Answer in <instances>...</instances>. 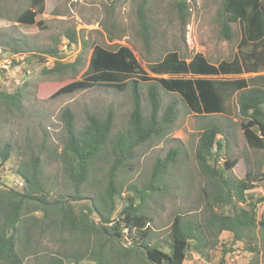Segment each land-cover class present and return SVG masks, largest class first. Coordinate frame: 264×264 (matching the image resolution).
Wrapping results in <instances>:
<instances>
[{
  "label": "rangeland",
  "instance_id": "374dc122",
  "mask_svg": "<svg viewBox=\"0 0 264 264\" xmlns=\"http://www.w3.org/2000/svg\"><path fill=\"white\" fill-rule=\"evenodd\" d=\"M181 1L185 3L183 13H179L176 0H43L42 13L36 17L41 26L37 27L23 26L15 22V18L30 7V0H0V90L6 93L20 90L19 108L0 107V146L10 143L13 148L9 160L0 166V191L12 189L23 192L25 184L15 174L16 168L33 156L38 158L41 167L46 207L47 202H68L77 211L85 206L90 207L92 199L96 202V195L105 184L106 170L110 165L105 162L97 164L98 169L90 174L91 178H87L81 188L80 196L83 200L72 201V196L75 195L74 186L66 178L58 158L66 141L61 115L64 109H69L74 115L75 129L82 130L87 124V115L94 114L104 119L111 113L110 136L113 137L124 132L129 125L132 109L129 85L118 91L95 84L83 91L52 97L61 86L83 78L82 73L87 67L93 46L108 50L126 46L134 55L139 68L149 78H156L150 73L149 66L171 52L178 54L185 62L196 54L203 56L212 65L238 61L239 67L244 70L252 66L254 70L257 68V71H262L259 74L263 77L256 84L264 86V64L258 63V56H254V59L247 57L253 50L250 44L240 46L242 25H230V40H226L221 33L223 0ZM140 6L150 29L151 38L148 43L144 42L140 33ZM72 31L76 34L77 43H74L75 47L66 50L64 44L68 39L64 35ZM83 46L84 50H81ZM54 47L58 49L64 62L80 51V66L75 70H61L55 74L43 73V64L29 54H39L42 49ZM15 49L21 55L17 58L18 64L13 66L10 59H4L11 57L13 60L12 50ZM144 73L139 72L129 78L139 79ZM251 76L253 73L243 71L237 75H219L214 80H248ZM127 80L121 82L129 83ZM148 84L139 83L145 117L150 113ZM248 84L254 85L253 82ZM159 98L158 120H161L168 105L175 107V120L164 125L162 135L138 146L128 160L127 168L121 169L116 177L117 182L125 186L141 188L148 182L155 161L169 158L173 154L174 161L169 163L166 175L159 183L163 192L144 203L143 210L152 219V241L168 236L175 215H183L187 221L202 222L208 214L206 204L212 201L214 183L199 172L194 156L199 134L208 125L218 126L224 135V140L220 135L216 137L224 144L217 157L216 166L223 170L224 158L237 162L231 170L223 171V178L234 183L250 174L254 180L253 187L246 193L252 196L253 201L264 196V150L253 149L247 145L239 126L242 119L238 113L236 95L224 99V114L205 116L189 111L185 101L175 93L159 89ZM258 180L262 182L259 183ZM125 194L123 191L115 198V214L124 205ZM40 203V200L32 199L20 204L19 217L27 219L17 237L15 248L22 259L21 264H48L49 259L54 257H62L65 263L70 264L79 256L80 264H94L85 257L86 248H93L94 244L85 238L72 239L66 232L52 228L47 222V215L44 216V211L36 207ZM234 204L236 208H247L245 202ZM220 205L214 210L224 214L232 213L233 209L229 204ZM263 212L264 203L257 204V220ZM6 213L5 209L0 208V231ZM92 217L96 220L95 215ZM228 238L227 233L220 235L222 242H227ZM253 247L256 251L250 250ZM231 250L232 253L226 257V264H262L264 230L256 227L245 240L231 245ZM193 258L183 264H209L198 260L196 256ZM0 264L6 263L2 260Z\"/></svg>",
  "mask_w": 264,
  "mask_h": 264
},
{
  "label": "trees",
  "instance_id": "16d2710c",
  "mask_svg": "<svg viewBox=\"0 0 264 264\" xmlns=\"http://www.w3.org/2000/svg\"><path fill=\"white\" fill-rule=\"evenodd\" d=\"M42 4L43 0H30V7L24 9L15 18V22L23 26H41V23L36 21V17L42 13ZM176 5L179 13H183L185 3L176 0ZM141 11L142 6L139 8L138 18L140 33L144 42L148 43L151 38L150 29ZM221 15V33L225 39L230 40L232 37L231 24H241L240 46L250 44L255 51L252 50L247 57L251 56L254 59V56H258L260 58L258 63L264 64V0H223ZM64 37L68 39V47L77 43L74 31L67 32ZM83 44L85 45L84 42ZM257 48L261 49V55H257L259 52ZM80 49L84 50V46ZM12 51L14 55H21L17 49ZM80 53L79 51V54L65 62L61 61L63 57L56 47L42 49L39 54H29V56L36 58L41 64L46 57L54 58L53 66H42V72L55 74L61 70L77 69L81 64ZM27 58L28 56L24 60L26 61ZM11 64L16 66L18 61L13 59ZM255 70L252 66L245 70L240 68L238 61L212 65L200 54L194 55L185 62L178 54L171 52L149 66L150 73L156 76L149 78L139 68L134 55L126 46H118L113 50L93 46L87 67L82 73L83 78L61 86L52 97L83 91L95 84L118 91L129 85L132 97L129 125L124 132L117 133L113 137L110 136L111 113H108L104 119L94 114L87 115V124L82 130L75 129L74 115L69 109H64L61 115L66 141L58 158L66 178L74 186L75 195L72 196V201L83 200L80 196L81 188L87 178H91L90 174L98 169L96 165L104 162L110 165L106 170L105 184L97 193L96 202L92 199L90 207L85 206L75 211L68 202L65 204L59 201H54L52 204L47 202L46 207V192L41 183L42 172L38 158L30 156L28 162H21L15 174L25 184L23 192H15L12 189L6 192L0 191V208L7 211L0 231V262L3 260L6 264H21L22 259L17 255L15 248L17 237L27 219L19 217L20 204L34 199L40 200L41 203L36 207L44 211V216L47 215V222L52 228L66 232L72 239L85 238L94 244L93 248L85 250L86 260L91 263L183 264L196 256L198 260L209 264L212 262L226 264V257L232 253L231 245L245 240L256 227L264 230V212L261 213L260 219L256 218L257 204L264 203V196L253 201L252 196L246 193L253 187L254 180L250 174L234 183L223 178V171L231 170L237 162L224 158L223 170L216 166L217 157L224 148L221 140L216 138L218 135L221 139L224 138L218 126L208 125L200 132L194 154L199 172L214 183L212 201L206 204L208 214L202 222L187 221L183 215H175L168 236L161 240L151 239L152 219L145 214L144 203L152 196L163 192L159 183L164 179L169 163L174 161L173 154L169 158L155 161L148 182L141 188L125 186L117 182L116 177L121 169L127 168L128 160L138 146L162 135L164 125L175 120L174 105H168L161 115V120H158L159 89L177 94L183 102L185 101L189 111L203 116L224 114V99L236 95V105L242 119L239 126L247 145L253 149L264 150V87L256 84L263 76L248 80L243 78L214 80L219 75H237L243 71L258 72L257 68ZM139 72L144 73L141 78H129ZM165 75L168 78H162ZM176 76H189V78ZM126 79L129 83L121 82ZM140 82L149 83L148 117L143 115ZM249 82H253L254 85H249ZM1 106L8 109L19 108L20 90L16 89L13 93L0 90ZM12 150L10 143L0 146V166L9 160ZM255 178L257 179V176ZM123 191L126 193L124 205L115 214V198ZM237 202H245L247 208H236L234 203ZM219 204L220 207L229 204L233 209L232 213L224 214L214 210ZM223 232L228 234L227 242H222L220 239ZM250 250L256 251L255 247ZM79 258H75L70 264H80ZM64 261L62 257H54L49 259L48 264H68Z\"/></svg>",
  "mask_w": 264,
  "mask_h": 264
},
{
  "label": "built area",
  "instance_id": "2783aa9c",
  "mask_svg": "<svg viewBox=\"0 0 264 264\" xmlns=\"http://www.w3.org/2000/svg\"><path fill=\"white\" fill-rule=\"evenodd\" d=\"M65 41H66V43L64 44V45H65L64 48H65L66 50H67L68 48L75 47L74 44H71L70 47H68V40H65ZM79 47H80V46H79ZM74 55H76V54H74ZM71 56H73V54H71ZM71 56H70V57H71ZM17 58H19V55H18V54H17V55H13V57H12V59L18 61ZM6 59H10V62L12 61V60H11V57H9V58H8V57L5 58L4 61H5ZM54 61H55L54 58H52V57H46V58H45V61L43 62V66H44V67H52L53 64H54ZM61 61H64V58H62ZM10 64H11V63H10Z\"/></svg>",
  "mask_w": 264,
  "mask_h": 264
},
{
  "label": "crops",
  "instance_id": "0c3cea01",
  "mask_svg": "<svg viewBox=\"0 0 264 264\" xmlns=\"http://www.w3.org/2000/svg\"><path fill=\"white\" fill-rule=\"evenodd\" d=\"M257 51H259L257 55H261V53H262L261 49L257 48ZM260 72H262V71L259 70L258 72L253 73V76H251V77L253 79H256L257 77L262 76V75L259 74ZM258 86H260V85H258ZM260 87H264V86H260ZM223 233H226V232H223Z\"/></svg>",
  "mask_w": 264,
  "mask_h": 264
}]
</instances>
